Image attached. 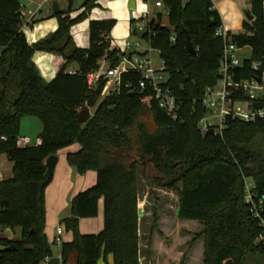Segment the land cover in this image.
Masks as SVG:
<instances>
[{"label":"trees","instance_id":"1","mask_svg":"<svg viewBox=\"0 0 264 264\" xmlns=\"http://www.w3.org/2000/svg\"><path fill=\"white\" fill-rule=\"evenodd\" d=\"M98 1L86 0L75 19L60 12L57 31L30 45L22 30L20 0H0V138H5L0 156L12 164V176L0 182V204L6 202L0 207V234L21 230L19 239L0 238V264H40L52 257L45 234V193L52 179L46 178L45 162L73 145L79 149L66 155L67 165L79 175L95 173L96 183L71 201L70 215L77 221H61L73 237L60 248L61 264H68L74 252L76 264H98L110 255L114 264H139L142 180L151 188L177 192L178 221L202 227L187 244L181 264L199 241L201 264H247L249 258H264V243L258 240L264 229V118L254 123L229 119L222 135L203 134L199 127L208 113L202 98L219 81L225 48L215 37L222 20L212 0H161L170 13L168 26H162L160 13L147 25L150 35L143 40L159 52L168 86L183 104L177 122L156 102L142 104L143 96L134 91L141 78L136 74H123L119 91L104 98L106 79L88 88L87 76L101 62L113 67L123 56L110 46L114 20L90 22L88 49L73 44L71 27L88 18ZM72 2L68 0V11ZM250 5L253 20L244 21L243 32L232 35V42L249 47L252 60L243 61L236 73L241 79L257 76L264 84V0H250ZM186 33L194 55L187 51ZM38 52L62 58L49 83L33 61ZM253 62L260 64L257 73L251 70ZM72 63L79 66L74 74L67 70ZM83 108L94 113L80 124L77 113ZM25 117L42 122L36 146L18 145ZM101 200L103 229L82 234L79 220L97 218ZM153 224L149 237L161 235L156 217Z\"/></svg>","mask_w":264,"mask_h":264},{"label":"rangeland","instance_id":"2","mask_svg":"<svg viewBox=\"0 0 264 264\" xmlns=\"http://www.w3.org/2000/svg\"><path fill=\"white\" fill-rule=\"evenodd\" d=\"M25 1V6L22 7V21L24 25L22 26L23 33L30 45L36 44L44 40L48 35L53 34L57 31L59 25V18L57 15H52L50 10L53 7V3L56 2L60 7L66 9L61 11L69 15L70 18H76L80 13V6L84 0H73L71 9H69L68 0H23ZM159 0H134L135 8L130 9L129 5L131 0H103L101 4L90 12L88 18L74 24L71 27V35L73 39V44L77 47H86L88 45V24L90 20H98L103 18L115 19L114 28L110 33V37L114 42V47L118 49H123L126 42L133 43L136 41L137 37L133 34L132 29L136 27L137 23H141V18L147 11L151 17H154L158 12L156 9V3ZM188 0H183L186 3ZM215 4L221 9L222 26L231 35L240 34L243 32L242 25L246 20V13H250L251 5L250 0H214ZM35 15V20L33 25H28L32 16ZM162 24L168 26V20L163 16L161 20ZM138 40V39H137ZM142 47L147 48L148 43L145 40L141 41ZM86 45V46H84ZM44 53V52H38ZM37 54V53H36ZM48 54V53H46ZM50 55V54H49ZM237 56L239 60H252V51L249 47L241 49ZM153 61L155 67H159L161 61L160 55H153ZM46 67L48 66L49 71L42 70L38 68L42 78L47 81H51L54 72V67L45 61ZM78 70L79 66L75 63L70 64L67 67L68 71ZM103 70H107V66H103ZM45 76H44V75ZM109 88L107 93H102L101 98L107 97L114 92L110 91ZM91 116L94 113V109L90 110ZM39 119L35 117H25L20 123V135L26 136L30 139V146L37 145L38 135L41 132L42 126ZM212 125L216 126L217 120L211 118ZM65 153L59 154V164L54 175V182L59 180L61 183V191H56V183L53 184L50 189H48L45 194L47 206H45L46 211V223L47 229V240L50 244L52 257L56 258L58 253V248L53 244V233L59 227L65 230L64 223H59V221L64 219H70V207L71 201L80 192L87 190L89 187L94 185L96 178L93 172H88L85 175H79L74 172L73 175L69 176L65 170L68 168L64 160ZM8 161L4 155L0 156V172L8 171ZM139 215L140 211L142 214L141 218V232H150L153 227V219L156 217L158 221V230L161 232H200L201 226L197 223H186L183 225L180 223L175 216L178 208L179 198L177 192L173 189H166L163 187H153L148 186L147 181L142 180L139 188ZM57 192V193H55ZM145 203V204H144ZM144 204V205H143ZM64 206V207H63ZM97 219V218H95ZM95 219H83L80 220L79 225L84 226L83 230L91 232V222ZM161 228V229H160ZM46 230V228H45ZM100 231V230H99ZM46 232V231H45ZM156 232V231H155ZM21 236L20 228H14L13 230H5L0 234V238H6L11 240L19 239ZM3 246L0 245V252ZM40 264H46L45 261ZM70 264V263H68Z\"/></svg>","mask_w":264,"mask_h":264},{"label":"built area","instance_id":"3","mask_svg":"<svg viewBox=\"0 0 264 264\" xmlns=\"http://www.w3.org/2000/svg\"><path fill=\"white\" fill-rule=\"evenodd\" d=\"M157 13L168 18L169 10L164 8L161 0L156 3ZM141 23H137L136 27L145 34L150 35L148 22L156 19V15L151 17L149 12L145 13L141 18ZM163 27L167 25L162 24ZM215 37L224 41L223 54L220 59L219 81L213 88H208L202 98V106L206 110L207 115L199 122V127L203 134L213 129V135H222L229 119L241 121V123H254L264 118V105L256 107V104L264 103V84L263 80L255 76L248 79L239 78L237 69L242 67L243 61L239 60L237 53L241 50L232 42V35L222 26L216 30ZM138 39V40H137ZM135 42H126L124 48L118 49L123 56L120 61L113 67H107L104 71L103 67L87 76V85L89 89H94L101 79H106V83L102 92L110 91L118 92L121 86V78L123 74H136L139 77L138 83L134 91L139 92L142 104L150 107L151 102H156L163 113L171 120L180 119L182 112V101L174 94L168 86V75L164 62L159 67H155L153 55H159V52L152 49L149 45L143 48L141 41L137 38ZM173 40V39H172ZM162 61V60H161ZM251 70L255 73L260 71V64L253 62ZM71 72L70 74H74ZM127 88L131 86L126 85ZM211 118L217 120L216 126L212 125ZM208 121L209 126L206 127L205 122ZM0 140H5L4 137ZM30 143L29 139H19L18 145L26 147ZM248 203H252L251 197H247ZM251 211L255 213V206L251 204ZM255 216H258L255 214ZM264 228V224H262ZM54 244L61 248L63 244V230L57 228L55 231ZM258 240L264 243V229ZM51 258L44 261L49 263Z\"/></svg>","mask_w":264,"mask_h":264},{"label":"crops","instance_id":"4","mask_svg":"<svg viewBox=\"0 0 264 264\" xmlns=\"http://www.w3.org/2000/svg\"><path fill=\"white\" fill-rule=\"evenodd\" d=\"M20 1H23V0H20ZM85 1L86 0H84L82 5L80 6L79 15L82 13V11H84L83 5H84ZM102 1L103 0L98 1L97 6H99ZM23 2H24L23 6H25L26 3H25V1H23ZM212 2L214 4V8L219 12V14L221 16V9L218 8V6L215 4L214 0H212ZM59 9H60V12L66 10L62 7H60ZM50 12L52 15H54L53 14V7L51 8ZM34 20H35V15L32 16L30 22L27 24L33 25L32 23H34ZM102 20H114L115 21V19H112V18H103V19H98V20H90L89 24L91 21H102ZM221 20H222V17H221ZM89 24H88V45L87 46L84 45V46H86L84 48L76 46L77 48H80V49H88L89 48ZM132 32H133V29H132ZM110 40H111V42H110L111 43L110 44L111 49H117V47H114V42L112 41L111 37H110ZM33 61H34L35 65L42 70L41 73H44L43 70L49 71L48 66L46 67L45 61L54 67L53 75H51V76H53L51 81L55 78V76L57 75L58 69L60 68V66L63 63L62 58L55 57L53 55H49L46 53L35 54L33 57ZM104 65H106L108 67V65L105 61L101 62V67H103ZM75 71L76 70H74V69L71 70V72H75ZM51 81L47 80L46 82L49 83ZM20 138L29 139L26 136H21ZM29 141H30V139H29ZM30 143H31V141H30ZM30 143L28 146H30ZM37 144H38V141H37ZM78 149H79L78 145L70 146L68 148L63 149L62 151H59L57 154V157L59 156L60 153L62 154V152H64L65 153L64 160H65V164L67 165L66 155L68 153H74V152L78 151ZM59 162L60 161H59V157H58V163L55 167L54 175H55V172H56V169L58 167ZM7 167H8V171L3 172V173L0 172V182L3 180H6L12 176V164H10L8 162ZM67 167L68 168L65 170L66 172H68L67 174L69 176L73 175L74 172L72 171V168H70L68 165H67ZM54 175H53L51 184L46 189V193H47L48 189H50V187L55 183H56V185H55L56 189L55 190L56 191L62 190L61 183H59L60 178L57 182H54ZM94 177L96 178V174L94 175ZM95 183H96V180H95ZM55 193H57V192H55ZM45 201H46V198H45ZM139 202H140V200H139ZM46 204H47V202H46ZM103 207H104L103 201L101 200L99 202L98 217H97V219H95L94 221L91 222V232L84 231L83 230L84 226L82 224L79 225V229H80V232L82 234H98L103 229V223H104L103 222ZM138 207L140 209L139 205H138ZM175 216L176 217L178 216V208H177V211L175 213ZM141 218H142V214L140 211V215H139L140 221H141ZM60 222H61V220L59 221V223ZM79 222H80V220H79ZM46 225H47V223H46ZM47 229H48V226H46V230H45L46 236H47ZM198 233H200V232H161V235L154 233L152 236L149 237V232H141L140 231L139 232V239H140L139 240V264H181V260L184 256V253L186 252V249H187V244H189L192 241L193 237L195 235H197ZM55 236H56V234L54 232L53 233V242H54ZM61 237L63 239V243H68L73 238L72 234L70 232H66L65 230H64ZM202 243L203 242L199 241V242L195 243L189 249L188 256H187L188 258H187V261L185 264H201V261L203 259L202 258V254H203ZM57 248H58V253H59L57 255V257L59 258V260H60L59 262L61 264L60 247L57 246ZM77 255L78 254H76L75 252L73 254H71L68 263L76 264ZM112 256L113 255H110V256H107L106 259H101L98 262V264H114ZM248 260L249 261H247V264H264V258L259 257V256L249 258ZM46 264H49V263H46Z\"/></svg>","mask_w":264,"mask_h":264},{"label":"water","instance_id":"5","mask_svg":"<svg viewBox=\"0 0 264 264\" xmlns=\"http://www.w3.org/2000/svg\"><path fill=\"white\" fill-rule=\"evenodd\" d=\"M19 4H20L21 6H23V5H24V2H23V1H20ZM129 8H130V9H134V8H135L134 0H131L130 5H129ZM59 13H60L59 6H58V4H57L56 2H54V3H53V14H54V15H57V14H59ZM253 17H254V16H252L250 13H246V20H247V21H252V20H253ZM133 33H134V34L137 36V38H139L140 40H143V39H144L145 33L142 32L141 30H139V28L134 27V29H133ZM186 40H187L186 45L188 46V47H187V51H188V53L191 54V55H194L196 51H195L194 46L192 45L191 40H190V37L187 35V33H186ZM90 117H91V113H90V110L87 109V108H83V109H81V110L77 113V119H78V122H79L80 124H84V123H86V122L89 120ZM205 125H206V127L209 126L208 121L205 122ZM209 133H210V134H214L213 129H210V130H209ZM57 163H58V157H57V156H51V157H49V158L46 160V162H45V167H46V169H47V172H46V178H47L48 180H51V179H52L53 174H54V171H55V167H56ZM5 203H6V202H2V203L0 204V207L3 208L4 205H5ZM71 221H73L72 223H74V222L77 221V218L72 217V218H71ZM8 250L11 251V250H13V248L11 247V248H9ZM59 261H60V260H59L58 257H57V258H52V259L49 261V264H60ZM225 264H232V261H227Z\"/></svg>","mask_w":264,"mask_h":264}]
</instances>
